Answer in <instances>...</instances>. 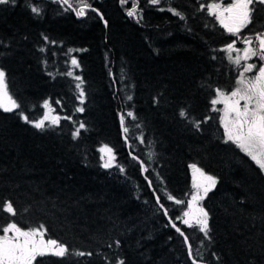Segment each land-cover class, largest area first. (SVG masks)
<instances>
[{
  "label": "trees",
  "instance_id": "obj_1",
  "mask_svg": "<svg viewBox=\"0 0 264 264\" xmlns=\"http://www.w3.org/2000/svg\"><path fill=\"white\" fill-rule=\"evenodd\" d=\"M69 2L77 6V0ZM205 2L213 0H137L138 15L130 17L131 0H89L107 27L93 11L77 17L53 0L0 5V67L20 105L13 112L0 109V203L10 200L18 213L0 212V224L15 220L25 230L42 224L70 250L92 253L69 256L63 264H117L120 258L126 264H192L172 218L197 259L199 251L216 264V252L223 264H264V179L210 128L214 90L232 87L235 75L220 51L233 39L199 10ZM263 23L255 20L241 35L259 32ZM73 57L79 67L72 66ZM76 76L83 81V104ZM45 100L61 120L40 130L18 113L36 120ZM182 108L205 121L199 130L179 116ZM130 111L136 119L127 116ZM81 122L85 128L74 139ZM104 146L115 155L110 168L103 167ZM192 164L218 181L201 201L211 241L176 219L185 206L167 199H190ZM37 259L61 264L55 257Z\"/></svg>",
  "mask_w": 264,
  "mask_h": 264
},
{
  "label": "snow or ice",
  "instance_id": "obj_2",
  "mask_svg": "<svg viewBox=\"0 0 264 264\" xmlns=\"http://www.w3.org/2000/svg\"><path fill=\"white\" fill-rule=\"evenodd\" d=\"M16 0H0V5H7L9 3L15 4ZM55 2L61 3L62 6L67 5L66 10H72L77 17H83L86 15V10L96 12L89 0H77V6H74L69 0H55ZM152 5H159L160 0H148ZM129 0H121V4H127ZM132 8L128 11V16L138 15L137 9L139 7L137 0H131ZM257 6H264V0H229L225 3L224 0H213L212 3H201L200 11H206L208 15L214 17L218 21L219 25L231 36L235 37L230 43L226 44L223 49L228 53V59L238 67H242L243 70L239 72L238 79L235 81L234 87L230 91H226L221 88H216L215 98L210 100V104L213 106V111H220L223 113L221 122L224 128V135L227 137L225 143L231 142L240 148L250 159L258 166L261 173H264V64L259 67L256 63H247L253 57L258 58L260 61H264V32H257L254 36H242V29L248 28L249 25L254 24V13L257 11ZM163 10V9H161ZM168 11L180 19H186V17L175 8H169ZM31 12L39 16L41 10L33 6ZM99 14V13H98ZM101 20L103 16L100 15ZM105 27H107V21L104 20ZM251 31V29H249ZM47 40V37H44ZM237 42L243 43L244 48H237ZM54 43V42H53ZM44 51V49H41ZM72 50L70 49L69 52ZM237 53L233 58L232 53ZM242 53V55H240ZM215 58V57H214ZM244 61V64H241ZM71 64L74 67H79V63L75 57L71 59ZM246 73H254L252 76H246ZM68 76H72V72L66 73ZM51 75V74H50ZM6 71L0 67V109L4 112H13L20 108V105L12 95L9 94L7 84ZM75 79L80 81L76 84V88L80 89L78 99L81 104L84 102L85 93L81 88L83 83L80 76H76ZM132 97L128 96V100ZM157 102L158 101H154ZM243 102V103H241ZM59 104V101H56ZM216 105H223L222 109L216 108ZM43 108L46 109L43 116L37 120H30L23 112L18 113L26 123L32 124L36 129L43 130L46 126H55L60 123L61 117L59 115H53L55 109L48 100L43 103ZM77 112H83V107H78ZM128 117L136 119L133 112L127 113ZM179 116L188 120L193 126L199 130L200 124L205 121H196L190 117L189 109L182 108L179 111ZM64 119L71 120V117H64ZM121 125L123 126L124 133H128L129 129L125 125V116H120ZM47 122V125H46ZM85 128L84 123H79L78 127L72 133L73 138H77L80 135V130ZM143 142V141H141ZM102 152H107L108 160L104 163L103 167L110 168L112 162L115 160L112 148L104 146L101 149ZM137 159V157H133ZM143 167V162H141ZM193 173L192 189L189 193L190 199L187 201L177 199L171 194H167V199L173 201L176 205L185 206L186 210H183L182 217H177L187 227H193L203 233L204 237L211 241L210 235L211 228L209 224V213L201 205L208 194L216 187L218 181L217 178L208 175L196 164L190 165ZM120 171L124 169L121 167ZM147 171V168H144ZM157 203L160 208L164 210V214L168 215V210L164 204L160 202V197H156ZM0 212L7 213L8 217H16L17 209L13 203L8 200L0 203ZM6 217L5 219H8ZM170 226L175 229L181 237L184 238V243L187 245L188 256L192 260V264H208L203 255L197 251V259L193 256L192 245L189 243V237L181 230L180 227L172 220L169 219ZM0 264H45L43 259L37 258L55 257L59 258L61 264L65 258L69 256L85 255L91 256V252L84 251H72L65 243L53 239L48 236V230L44 225H39L36 228H29L25 230L21 226H18V222L10 220L5 224H0ZM11 234V235H10ZM47 236V238H46ZM171 239V237L169 238ZM116 246H120V241H116ZM203 244V241H201ZM112 247V245H109ZM212 257L216 261V264H223L222 258L216 252H212ZM117 264H126L125 259H118Z\"/></svg>",
  "mask_w": 264,
  "mask_h": 264
},
{
  "label": "rangeland",
  "instance_id": "obj_3",
  "mask_svg": "<svg viewBox=\"0 0 264 264\" xmlns=\"http://www.w3.org/2000/svg\"><path fill=\"white\" fill-rule=\"evenodd\" d=\"M245 47V45L244 44H241L240 46H237V48H244ZM223 53H224V56H225V58H226V60H227V62H228V64L233 68V71H234V75H235V81H236V79H238V74H239V72H241L242 70H243V68L242 67H238L237 65H235L234 63H232V62H230L229 61V59H228V53L227 52H224L223 51ZM237 55V53H232V56H233V58H235V56ZM240 55H242V53H240ZM250 61V60H249ZM249 61H247V63L249 62ZM241 64L243 65L244 64V61H241ZM247 74V73H246ZM245 74V75H246ZM234 81V82H235ZM234 85H235V83H234ZM213 98H215V95H214V97ZM212 105H211V110H212ZM216 108H219V109H222L223 108V105H216L215 106ZM1 110H3V109H1ZM46 111V109H44L43 108V103L41 104V115H40V117L38 118V119H40L42 116H43V114H44V112ZM53 115H55L54 114V112L52 113ZM223 116V113L222 112H220V111H213L212 110V120H211V124H210V128H212V132L214 133V135H219V136H221V135H224V128H223V124H222V122H221V117ZM37 120V119H36ZM32 125V124H31ZM46 125H47V122H46ZM47 127H50V126H46L45 128H47ZM226 139H227V137L224 135V142L226 141ZM229 143V142H228ZM241 150V149H240ZM242 151V150H241ZM243 152V151H242ZM249 159H250V157H248ZM2 234V233H1ZM11 235V234H10Z\"/></svg>",
  "mask_w": 264,
  "mask_h": 264
},
{
  "label": "flooded vegetation",
  "instance_id": "obj_4",
  "mask_svg": "<svg viewBox=\"0 0 264 264\" xmlns=\"http://www.w3.org/2000/svg\"><path fill=\"white\" fill-rule=\"evenodd\" d=\"M224 2L227 3V2H229V0H224ZM255 20H256L257 22H259L260 20H261L262 22H264V6H257V11L254 13V21H255ZM242 30H243V29H242ZM223 31H224V33H226L228 36H230L232 39H235V37H233V36H231L230 34H228L224 29H223ZM259 32H264V23H263V26H262V28H261V30H260ZM255 33H257V32H255ZM255 33H253V34H251V35H249V36H254ZM241 44H243V43H238V42H237L236 47H237V46H240ZM248 63H256L257 66L259 67L261 64H264V61H260L258 58L253 57ZM252 75H254V73H247V74H246V76H252ZM234 81H235V80H234ZM234 83H235V82H234ZM234 83H233V86L230 87V88H228L226 91H230V90L234 87ZM241 103H243V102H241ZM211 113H212V110H211ZM216 136H218V138H220L221 140L224 141V135H221V136L216 135ZM229 143H231V142H229ZM231 144L234 145V146L239 150V152H241L244 156H246V157L248 158V156H247L244 152H242V151L240 150V148H238V147H237L235 144H233V143H231ZM248 159H249V158H248ZM249 161L253 164V166H254L255 168L258 169L260 175H261L262 178L264 179V173H261V171L259 170L258 166H257V165H256L251 159H249Z\"/></svg>",
  "mask_w": 264,
  "mask_h": 264
},
{
  "label": "water",
  "instance_id": "obj_5",
  "mask_svg": "<svg viewBox=\"0 0 264 264\" xmlns=\"http://www.w3.org/2000/svg\"><path fill=\"white\" fill-rule=\"evenodd\" d=\"M53 1H55V0H53ZM56 3H58V2H56ZM66 8H67V5H64ZM94 12V11H93ZM95 14H96V16H97V18L102 22V25L105 27V24H104V21L103 20H101V18H100V14H98V12L96 11V12H94ZM120 132H121V136H122V141L124 142V144H125V147H127V141H126V139H125V137H124V135H123V130H122V126H121V124H120ZM140 173H141V175L143 176V170H142V167L140 166ZM155 202H156V199H155ZM186 250H187V245H186ZM187 254H188V250H187Z\"/></svg>",
  "mask_w": 264,
  "mask_h": 264
}]
</instances>
